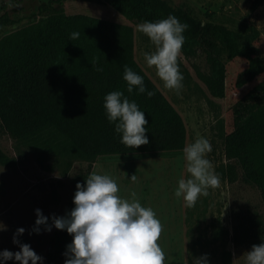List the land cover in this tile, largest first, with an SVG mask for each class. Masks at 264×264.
Returning a JSON list of instances; mask_svg holds the SVG:
<instances>
[{"label":"trees","instance_id":"trees-1","mask_svg":"<svg viewBox=\"0 0 264 264\" xmlns=\"http://www.w3.org/2000/svg\"><path fill=\"white\" fill-rule=\"evenodd\" d=\"M68 0H51L39 6L47 15L41 23L20 35H5L13 23L0 16V120L17 141L48 152H64L94 163L107 155H177L187 144V127L179 110L169 101L134 56L131 25L85 14H67ZM126 18L138 22L158 21L173 15L188 25L182 51L206 55L210 70L202 75L210 94L223 98L228 59L243 58L246 68L236 77L242 88L264 75V57L258 55L254 36L223 23L202 21L189 9L167 0H102ZM264 0H255L253 8ZM79 33L70 40L71 33ZM125 66L144 77L155 95L128 92ZM102 68V71H98ZM122 91L145 112L149 143L138 148L121 143V135L107 119L105 96ZM264 94V80L249 97ZM251 97V98H252ZM241 115L232 132L224 136L229 160L242 169L243 179L260 190L264 202V101L241 104ZM0 164L15 167L17 160L0 145ZM231 173L232 165H228ZM75 195V193H74ZM74 195L62 216L75 207ZM219 232L215 235L219 239ZM73 235L55 229L44 264H65L67 245Z\"/></svg>","mask_w":264,"mask_h":264},{"label":"rangeland","instance_id":"rangeland-1","mask_svg":"<svg viewBox=\"0 0 264 264\" xmlns=\"http://www.w3.org/2000/svg\"><path fill=\"white\" fill-rule=\"evenodd\" d=\"M51 0H0V16L8 14L13 23L5 35H20L41 23L47 15L39 6ZM174 6L189 8L202 21L223 23L230 28L254 36L264 57V2L253 8L255 0H167ZM67 14H85L114 22L129 24L134 29V56L169 101L182 114L187 127V144L200 137L207 138L212 151L206 155L220 179L219 187L208 189L194 207H188L182 197L175 195L178 181L187 180V161L184 152L177 155L125 156L107 155L94 163L73 158L64 152H48L33 144L15 140L0 120V145L9 156L15 157V167L0 164V251L15 253L20 245L13 242L20 227V243H27L40 256L47 257L49 240L56 229L49 232L44 225L40 233L36 226V209H41L52 224V216H62L70 198L77 191V183H85L93 172L108 174L120 187L119 195L130 198L137 193L142 206L152 208L159 220L181 222L178 236L183 243L185 264H193L194 257L208 254L210 264H246V254L254 244L264 242V202L258 187L243 179L242 169L229 160L224 150V136L232 132L241 115V104L261 103L264 94L249 97L254 87L264 80L259 76L254 83L242 88L235 85L236 77L246 68L243 58L228 59L226 92L223 98L210 94L202 75L210 70L203 53L187 56L182 50L178 57L179 70L184 76L179 94L169 90L157 76L155 67H148L144 53L156 51L150 38L139 30L142 24L117 12L102 0H68ZM232 165L229 173L228 165ZM132 175L136 180L131 179ZM177 230V229H175ZM219 239L215 238L217 233ZM175 247V246H174ZM7 264H20L13 260ZM31 264V261H29ZM41 264V262H37Z\"/></svg>","mask_w":264,"mask_h":264},{"label":"clouds","instance_id":"clouds-1","mask_svg":"<svg viewBox=\"0 0 264 264\" xmlns=\"http://www.w3.org/2000/svg\"><path fill=\"white\" fill-rule=\"evenodd\" d=\"M188 25L179 18L169 15L158 21H145L139 30L147 35L156 51L145 52L148 67H155L157 76L169 90L179 94L183 88L184 76L179 70L178 57L185 42L184 32ZM79 33H71L70 40H76ZM102 71V68H98ZM124 79L128 82V92L138 89L149 97L155 95L147 90L144 77L125 66ZM104 108L107 119L115 125V132L121 135V143L138 148L149 143L146 135L148 120L138 104L130 101L122 91H112L105 96ZM212 151V144L205 137L183 149L187 161L189 178L179 179L175 190L176 197H182L188 207H194L201 196L208 195V189L219 187L220 179L214 172L206 155ZM131 179L136 180L132 175ZM74 195L75 207L66 215L52 216L48 223L41 209H36L37 220L33 231L40 233V225L47 231L52 227L67 230L73 241L64 253L65 264H166V256L158 240L162 224L155 211L142 206L135 191L130 198L119 195L120 187L108 174L91 173L85 183H77ZM5 225L0 223V230ZM25 232L20 227L14 234L13 242L20 245V251H0V264L15 260L20 264H43L44 258L38 255L29 244L20 243L19 236ZM193 264H210L208 254L193 258ZM246 264H264V242L254 244L246 254Z\"/></svg>","mask_w":264,"mask_h":264},{"label":"crops","instance_id":"crops-1","mask_svg":"<svg viewBox=\"0 0 264 264\" xmlns=\"http://www.w3.org/2000/svg\"><path fill=\"white\" fill-rule=\"evenodd\" d=\"M160 222L162 224V233L158 243L165 253L166 264H185V250L183 253V243L178 236L181 222H172L169 219L160 220Z\"/></svg>","mask_w":264,"mask_h":264}]
</instances>
